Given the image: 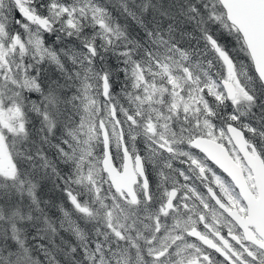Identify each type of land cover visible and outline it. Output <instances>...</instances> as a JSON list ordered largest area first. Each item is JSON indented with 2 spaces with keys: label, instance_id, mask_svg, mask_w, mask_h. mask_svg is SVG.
I'll use <instances>...</instances> for the list:
<instances>
[{
  "label": "snow or ice",
  "instance_id": "6c2138e0",
  "mask_svg": "<svg viewBox=\"0 0 264 264\" xmlns=\"http://www.w3.org/2000/svg\"><path fill=\"white\" fill-rule=\"evenodd\" d=\"M0 264H264V0H0Z\"/></svg>",
  "mask_w": 264,
  "mask_h": 264
}]
</instances>
